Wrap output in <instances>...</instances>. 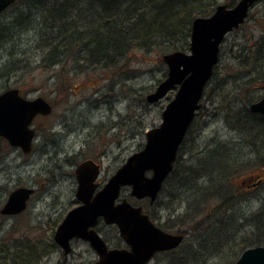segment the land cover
Segmentation results:
<instances>
[{
    "label": "rangeland",
    "instance_id": "obj_1",
    "mask_svg": "<svg viewBox=\"0 0 264 264\" xmlns=\"http://www.w3.org/2000/svg\"><path fill=\"white\" fill-rule=\"evenodd\" d=\"M225 1L218 0L217 5L225 4ZM238 1L235 0L234 5ZM18 2L14 8H9L0 15V65L3 62L7 63V68L11 69L9 78L5 74L0 78V94L13 88L18 89L26 99L31 100L37 97L46 99L52 105V113L48 119L36 121L35 126L37 128L40 125L45 127L43 130H36V132L42 133L44 131L42 134L44 138L51 131L48 129L49 125L56 124L55 127L53 126V131L60 135L59 131L63 129L62 121L65 120L64 123H68L66 125L72 129V133L66 136L64 141L62 140V147L65 146L64 143L68 145L71 143V152L72 154L76 153L79 157L78 161L82 160L80 156L94 155L96 158L100 155L103 178L112 176L129 156L143 148L145 133L158 127L161 123V113L174 97L175 91L168 93L164 99L156 104H148L146 97L152 94L158 84L166 78L167 67L164 64H159V59L156 56L141 54H137L131 61H128L129 68L126 70L123 68L109 69L105 75L103 74L106 78L100 77L96 73H74L72 60L53 67L43 66L42 52L38 49V45L35 46L34 40L28 38L32 34L23 33L17 39L16 29L10 26L13 11L21 6ZM48 2L45 3V6ZM86 4L89 3L86 2ZM226 6L231 8L228 4ZM22 12L26 19L36 18L33 11L23 10ZM82 19L81 16L76 17L72 27H75L76 31L84 33L85 24H83ZM4 24L7 26L4 27ZM262 38L264 40V0L255 3L248 12L243 25L228 33L223 39L214 74L204 89L200 101L201 106L195 115L190 132L185 135L186 137L179 147L176 156L178 163L175 161L173 166L175 167L177 164L176 169H180L181 174L185 175L182 173V167L190 163L188 160L191 158L190 156L202 151L212 140L217 144L232 145L234 156L231 157L233 163L229 166L233 169L232 175L236 174L233 182L236 189H233L232 182L231 185H227L229 184L227 181L216 179L214 185L219 188H216L215 194L218 195L219 201H209L210 199H206V195L200 196L202 189L200 183L196 195L193 197L189 195L188 205L185 201L187 198L179 190H173V185L170 186L172 182L170 179L169 195L167 194L168 187H166L164 193L159 194L155 201L156 203L159 200V205L160 203H164L165 206L168 204V207L162 208L159 212L156 207L150 208L151 206L147 202L131 198L128 189L122 193V198H126L134 205L142 206L143 210L151 217L154 216L153 219L157 221L156 223L162 225L170 234L190 228L192 224L202 223L203 226L197 231L183 232L185 237L181 247L175 249L176 254L191 246L196 249V238L202 235L207 237L211 226L222 221L227 211L228 217L235 219L233 227L235 225L239 227L242 220L250 218L255 213L264 214V183L250 193L240 187L241 179L248 175H261L264 178V152L261 154L255 152L259 144L253 138V132L249 131L251 136H248L250 125L258 131H264V121H257L253 118L249 124L244 126L234 118L237 117V111H239L237 117L239 119L243 114L241 112L243 109L264 97V81L257 78L254 71L246 78L248 81H252L249 88L239 84V79H243L251 67L242 69L237 62L238 57L241 59L240 62L248 65L249 51ZM262 47L264 48V45ZM45 53L48 54L47 51ZM227 81L231 83H226L222 87L221 84ZM102 89L103 92L107 93L104 99L107 103L94 110L92 106L95 97H97L95 91ZM229 103L236 108V113L232 114V120L227 119V113L224 109V106ZM221 105L223 108L219 107ZM235 127L246 130L245 135L238 129H234ZM261 135L264 134L261 133ZM38 142L43 143L41 137L38 138ZM15 154L16 152L1 156V164L6 163L8 167L6 170L0 167V206L12 188L23 182L25 184L35 182L38 194H42L39 186L41 183H45L44 171L48 168L45 160L40 157L38 161L36 157L35 163L26 166L23 162L27 158L23 157L25 159H22L20 156L16 157ZM35 154L39 155L38 153ZM11 159L13 160L10 161ZM169 176L171 177V175ZM61 189L62 192L65 190L63 187ZM208 190L210 189L207 188ZM228 190L230 191L228 192ZM222 201L225 204L217 212ZM213 207H215V213L209 211ZM38 209L39 206L35 212L30 211L16 220L7 219L0 222V264H7L6 260L11 255L13 257L15 254L21 255L23 253L20 245H17L21 239L38 235L36 231L39 223L36 220ZM202 211L204 212L202 213ZM153 212L158 213V215H151ZM196 212L198 213L195 214ZM263 219L264 217L260 220ZM189 221L191 223L187 224ZM261 229L258 231L257 228L254 229V226L249 227L247 224L242 226L235 235L233 245L227 243L223 246L224 254L222 257L224 258L220 260L221 264L235 263L241 255L237 247L238 244L251 245L256 241L257 236H264V229ZM107 238L113 247L117 245H120L119 248L122 247L123 242L118 240L119 237L114 230L111 229L108 232ZM241 240L242 242H240ZM75 253L83 254L78 258L79 261H83L81 264H91L96 259L92 252L87 251L86 253V247L81 244H77ZM233 253L235 254L233 255ZM166 254L155 255L149 264H169V258L166 257ZM215 264L219 263L215 262Z\"/></svg>",
    "mask_w": 264,
    "mask_h": 264
},
{
    "label": "water",
    "instance_id": "obj_2",
    "mask_svg": "<svg viewBox=\"0 0 264 264\" xmlns=\"http://www.w3.org/2000/svg\"><path fill=\"white\" fill-rule=\"evenodd\" d=\"M258 1L239 0L231 8L218 5L210 16L195 18L187 52L174 51L162 56L167 76L146 97L147 103L156 104L175 91L161 113V123L145 133L143 148L126 159L95 197L92 198L96 188L95 165L85 161L78 166L77 196L83 205L69 218L74 223L84 220L86 224L75 225V230L68 235L58 231L56 240L61 246L66 247L70 238H80L88 242L96 253L94 264H149L155 254L175 250L181 245L183 235L164 232L142 213L141 207H133L125 199L118 204L116 202L123 188H128L130 196L138 201L147 198L152 204L157 199L173 170L186 132L200 109V101L218 62L224 37L245 22L249 10ZM13 3L14 0H0V14ZM250 111L264 116V97L251 104ZM50 112L51 107L43 98L25 99L18 89H9L0 94V137L10 146L28 153L33 137L29 128L32 119ZM260 177L258 175L255 181ZM31 192L25 188L11 192L0 214L22 212ZM98 218L117 227L125 248H108L93 230L87 232L88 227L95 226ZM233 264H264V246L245 249Z\"/></svg>",
    "mask_w": 264,
    "mask_h": 264
},
{
    "label": "trees",
    "instance_id": "obj_3",
    "mask_svg": "<svg viewBox=\"0 0 264 264\" xmlns=\"http://www.w3.org/2000/svg\"><path fill=\"white\" fill-rule=\"evenodd\" d=\"M18 1L21 6L13 11L11 15L12 25L10 24V26L16 29L17 39L23 33L32 34L28 38L33 39L35 46L38 45V49L42 52L43 66L53 67L72 60L74 73H96L100 77H105L104 75L109 69L123 68L126 70L129 68L128 61H131L137 54L156 56L159 59V64H163L162 55L172 51L188 50L192 21L198 16L211 15L218 4V0ZM46 2L48 4L45 6ZM86 2L89 4L87 5ZM234 2L235 0H226L224 3L232 7ZM16 4L17 2L10 9L14 8ZM23 10L33 11L36 18H24ZM80 16L83 18V24H85L84 33L76 31L75 27H72V23H75L74 19ZM88 20L89 22H86ZM3 26L6 27L7 25L4 24ZM263 45V38L253 45V49L248 53V65L240 62L241 59L237 57V62L242 69L251 67L249 73L243 79H239L241 86L250 87L252 81H248L246 78L253 71L256 73L257 78L264 81ZM46 51L48 54L45 53ZM6 65L7 63L4 62L0 65V78L4 74L8 78L10 76L9 71L11 69H8ZM230 81L224 82L221 86L226 85V83L230 84ZM219 107L223 108L222 105ZM224 109L227 113V119L232 120V114L236 113V108L229 103L224 106ZM238 112L236 113L237 117ZM241 112L243 113L241 118L238 119L236 116L234 118L244 126L249 124L253 118L257 121H264V116L252 114L248 107ZM192 124L193 121L186 135L189 134ZM234 129H238L239 132L245 135L246 130L236 127ZM249 131L253 132L252 136L259 144L255 152L261 154L264 152V135H261V133L264 134V131H258L251 125L248 133ZM248 136H251V133ZM232 150H234L232 145H221L212 140L202 151L190 156L191 158L188 159L190 163L182 167V173L185 175L181 174L180 169H176L177 164L173 167L171 177L168 176L166 179L160 194H163L166 187H168L167 194L169 195V181L172 179L170 186L173 185V190H179L187 198L185 201L188 205L189 195L191 197L196 195L200 183L202 186L200 196L206 195V199H210L209 201H219L218 195L215 194L216 188H219L214 185L215 180L227 181L229 183L227 185H231V182L233 184L235 181L236 174L232 175L231 171L233 169L229 166L233 163L231 157L234 156V153L232 154ZM176 162L178 163V161ZM233 185L234 189L235 184ZM207 188L210 190L207 191ZM224 204L223 201L222 204L220 203L217 212ZM167 205L165 206L164 203L159 205L158 200L154 207L159 212L162 208L168 207ZM210 210L213 213L216 212L215 207ZM154 214L155 216L158 215L156 212L151 215ZM262 217H264L262 213L251 215L249 227L252 225L258 231H260V228L264 229V219L260 220ZM234 221L235 219L228 217L227 211L222 221H218L215 225L213 224L214 226H211L207 237L202 235L203 237L196 238V249L191 246L180 250L177 254L175 253L176 250L168 252L166 257L169 258V264H215V262L221 264L220 260L224 258L222 257L224 254L223 246L227 243L232 246V243L235 242L236 234L225 235L226 230L233 225ZM190 223L189 221L187 224ZM201 226H203L202 223L192 224L190 228L183 231L179 230L181 233H177L184 236V231H197ZM161 227L163 228L162 225ZM255 246H264V236H257L256 241L251 245L238 244L237 247L242 253L245 249Z\"/></svg>",
    "mask_w": 264,
    "mask_h": 264
},
{
    "label": "flooded vegetation",
    "instance_id": "obj_4",
    "mask_svg": "<svg viewBox=\"0 0 264 264\" xmlns=\"http://www.w3.org/2000/svg\"><path fill=\"white\" fill-rule=\"evenodd\" d=\"M16 2H18V0H15L14 4ZM95 93L97 97H95V100L92 99L94 100L92 106L94 110L100 108V106L107 103L106 101H104L107 93L103 92V89L97 90L95 91ZM19 94L22 97H24L20 92ZM44 100L51 107V112L48 115H36L32 119L29 128L33 131V137L31 140L30 151L28 153H24L19 147L10 146L5 139L0 137V167L1 168L6 170L8 167L6 163L1 164L2 161L1 156L4 154H14V152H16L15 154L16 157L20 156L22 157V159L27 158V160L23 162L24 165L26 166L28 165L30 166L32 163H35L36 157L38 161L40 160L41 157L45 160L46 167H48L44 171L45 183H41L39 186L40 190L42 191V194H38L39 192L35 188L36 187L35 182H33V184H25L23 182L22 184L20 185L17 184L14 186V188H12V190L7 194L6 198L4 199V203L0 206V211H1V209L8 200L9 194L19 188H25L32 191L29 198L25 202V209L22 212L15 215L0 214V222L2 220H7V219L16 220L17 218L26 215L30 211L35 212V209L39 206V209L37 210L38 214L36 216V220L39 222L37 224L38 228L36 229L38 235L35 237H27L26 239H21L20 243L17 245H20L19 247L23 250V253L21 255L15 254L13 255V257L11 255V257L6 260V263L7 264H81L83 261L82 262L79 261L78 258L83 254L75 253L77 244H81L86 247V253L87 251H90L96 257V259L91 263L94 264L97 260V256L88 242L80 238L73 237L67 241V246L63 247L57 242L56 235L58 234V231H61V233L64 235L71 234L73 230H75L76 228L75 225L85 226L86 224L84 223V220H81L78 223H74L72 218H69V215L74 210L78 209L79 207H82L83 205V203L77 196L78 180H77L76 172L78 166L85 161H91L95 165L94 167L97 170V177L94 182L96 188L93 191L92 198L95 197L96 193L103 188V186L107 183V181L111 176L110 177L108 176L105 179L103 178L102 176L103 167H102L100 155H98L96 158L94 155L80 156L82 157L81 158L82 160L78 161L79 157L76 155V153L72 154L71 152L72 151L71 143L69 145L67 143H64L65 146L62 147L63 145L62 142L65 140L64 138L72 133V129H70L69 126H67L68 123H66L67 125L64 123L65 122L64 119H63L64 121H62L63 129L59 131L61 133L60 135L62 136H60L59 133L53 131L54 127L56 126L55 123H54L55 125H49L48 129L51 130L47 133L49 137L46 134L45 137L43 138L42 134L44 133V131L42 133L36 132V130L39 131L40 129L41 130L45 129L44 125L42 126L40 125V127L37 128L35 126L36 121L39 119H48L52 113V105L46 99ZM39 137H41V139L43 140L42 144L38 142ZM35 153H38L39 155H36ZM12 160L13 159H11L10 161ZM257 176L258 175H248L245 178L241 179L240 187L243 188L245 191H248V193L256 190L264 183V178L262 177H260L258 180L255 181V178H257ZM259 181L260 183L258 184L257 182ZM62 187L65 188V190H63L64 193L61 191ZM126 189L127 188H123L121 190L120 199L117 200L116 202L117 204L124 199L127 200L126 198H122V193ZM139 201L147 202L149 206L154 207L156 200L152 204L147 198ZM129 204H131L133 207H141L142 213L148 215L151 222H153L155 225L160 227L164 232L169 233L165 229H163L158 223H156L157 221L154 220L149 214H147L143 210L142 206L134 205L130 202ZM111 229L114 230L119 237L118 229L115 225L107 224L103 218H98L95 226L88 227L87 232L93 230L104 241V243L108 246V248H119L120 245L113 247L107 238V234ZM175 234H179V233L176 232ZM118 240L120 241L121 238L119 237ZM121 245L124 248L126 247L124 242Z\"/></svg>",
    "mask_w": 264,
    "mask_h": 264
},
{
    "label": "bare ground",
    "instance_id": "obj_5",
    "mask_svg": "<svg viewBox=\"0 0 264 264\" xmlns=\"http://www.w3.org/2000/svg\"><path fill=\"white\" fill-rule=\"evenodd\" d=\"M257 102V101H256ZM256 102H254V103H256ZM251 104H253V103H251ZM250 104V105H251ZM250 105L248 106V109H249V111H250ZM251 112V111H250ZM252 113V112H251ZM263 153V152H262ZM251 218H248V219H246V220H243L242 222H241V225H239V227L241 228L242 226H244L245 224H247V225H250V222H251V220H250ZM237 227V228H236ZM238 226H234L233 227V225H231V226H229V228H228V230H226V232H225V235H232V234H236V233H238L239 231H240V228H239Z\"/></svg>",
    "mask_w": 264,
    "mask_h": 264
}]
</instances>
